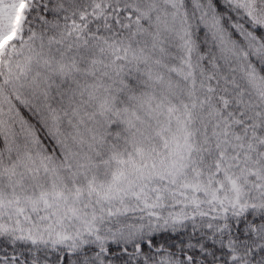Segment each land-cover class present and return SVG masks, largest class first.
I'll use <instances>...</instances> for the list:
<instances>
[{
  "label": "snow or ice",
  "instance_id": "1",
  "mask_svg": "<svg viewBox=\"0 0 264 264\" xmlns=\"http://www.w3.org/2000/svg\"><path fill=\"white\" fill-rule=\"evenodd\" d=\"M0 264H264V0H0Z\"/></svg>",
  "mask_w": 264,
  "mask_h": 264
}]
</instances>
